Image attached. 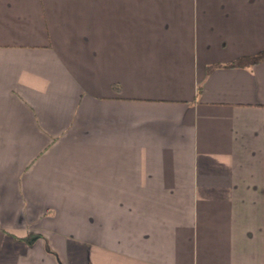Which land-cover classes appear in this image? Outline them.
<instances>
[{"label": "crops", "instance_id": "crops-1", "mask_svg": "<svg viewBox=\"0 0 264 264\" xmlns=\"http://www.w3.org/2000/svg\"><path fill=\"white\" fill-rule=\"evenodd\" d=\"M264 0H0V264H264Z\"/></svg>", "mask_w": 264, "mask_h": 264}, {"label": "trees", "instance_id": "trees-1", "mask_svg": "<svg viewBox=\"0 0 264 264\" xmlns=\"http://www.w3.org/2000/svg\"><path fill=\"white\" fill-rule=\"evenodd\" d=\"M264 62V51L259 52L255 55L251 56H243L237 58L229 63L221 64V65H214L208 68L209 71L213 70L214 68H225V69H247L253 66H256L260 63Z\"/></svg>", "mask_w": 264, "mask_h": 264}]
</instances>
